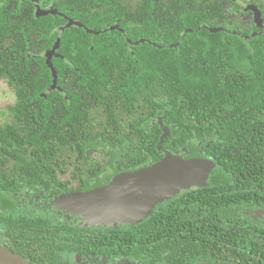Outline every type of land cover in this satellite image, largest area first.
Returning a JSON list of instances; mask_svg holds the SVG:
<instances>
[{
  "label": "trees",
  "instance_id": "obj_1",
  "mask_svg": "<svg viewBox=\"0 0 264 264\" xmlns=\"http://www.w3.org/2000/svg\"><path fill=\"white\" fill-rule=\"evenodd\" d=\"M202 1L211 6L220 2ZM202 1L50 0L66 16H38L32 3L24 16L20 12L4 17L0 10V83L13 93L8 107L14 116L0 127L1 153L13 163H29V175L49 188L50 179L61 183V177L56 176L61 168L39 164H95L98 160L91 159V151L100 148L110 149L114 156L123 155L125 162L155 164L166 151L182 155L191 150L183 156L213 161L209 186L214 185L211 181L221 182L217 202L225 215L239 210L235 205L238 199L241 206L264 209L262 187L240 182L264 179L260 139L251 138L250 133L251 128L264 124L259 118L264 116V49L257 45L262 65L258 60L250 64L241 38L228 37L226 41L225 32L209 29L217 27L210 19L211 7L205 9ZM69 18L84 26L61 29ZM116 25L120 28L104 32ZM59 38L60 47L51 59L57 84L72 91L78 108L47 90L55 78L47 52ZM85 97L90 100L89 112L83 111L87 110ZM160 121L170 129L161 148L164 131ZM208 134L211 137L207 138ZM201 140L206 147L204 155L198 146ZM7 145L9 149L4 151ZM42 170L48 179L39 173ZM227 181L242 188L229 191ZM94 187L85 185L83 191ZM199 194L202 199L207 195L204 189L184 192V197L172 201L173 206L156 211L136 226L147 228L150 223V229H155L169 222L177 229L187 230L191 224L190 229L195 228V218L182 207ZM211 210L207 206L203 212ZM202 220L204 233L197 234L196 241L186 235L192 246L200 244L204 249L214 243L221 256L228 247L240 263L264 264L260 233L246 229L236 233L238 224H234L232 232L213 234L215 225ZM255 222L245 217L242 224L252 231L257 228ZM78 232L88 233L90 243L100 241L101 233L95 230L79 227ZM134 233L133 242L142 241L148 232ZM114 237V231L102 233L104 242H114Z\"/></svg>",
  "mask_w": 264,
  "mask_h": 264
},
{
  "label": "flooded vegetation",
  "instance_id": "obj_2",
  "mask_svg": "<svg viewBox=\"0 0 264 264\" xmlns=\"http://www.w3.org/2000/svg\"><path fill=\"white\" fill-rule=\"evenodd\" d=\"M37 2L38 5L34 0H0V10L4 11V17H9L20 12L24 16L29 3H32L36 11L39 7L43 10L57 9L50 0H37ZM200 5L205 9L211 7L209 13L212 17L210 19L213 25L221 29V32H225L226 35L223 38L226 41H228V37L241 38L246 43L250 64H257L258 60V64L262 65L257 56L259 54L258 47L264 49V0H220L219 4L215 3L212 6L202 1ZM203 25V27H208L206 24ZM255 41L257 43L254 44ZM53 83L47 87L48 92H57L71 106L75 105L78 108L77 99L72 91L67 90L66 87H60L58 84L53 88ZM85 102L87 110L83 111L89 112L90 100L88 97H85ZM10 115V120L0 123V127H5L13 120L14 116L11 113ZM259 118L264 121V116H259ZM85 119L86 117H83V120ZM144 120V118L140 119L142 122ZM151 120V123L155 122L154 119ZM147 121L148 119L145 122ZM147 126L150 127L149 124ZM258 127L250 129V133L253 135L251 138L258 137L260 139V149L264 155V124ZM214 134H217V131ZM208 137L211 135L208 134ZM203 144L204 140L198 142L202 155L206 150ZM7 149H9L8 145L4 151ZM190 152L191 150L184 151L182 155H188ZM91 156V159H96L98 162L95 164L74 162L39 164L40 167L45 168H61L62 172L56 173V176L61 177V183L57 184L50 179L51 186L47 188L29 175V163H13L7 154L3 155L0 150V244L21 255L31 264H245L232 258L228 247L225 250L222 249L227 252L221 256L217 253L218 248L214 243L206 244L204 249L200 244L198 247L190 244L187 240L189 237L186 235L194 236L193 239L196 241V235L204 233L201 226V220L204 218L208 223L215 225L213 234L232 232L234 224H238L235 229L236 233H240L241 229H246L248 233H260L261 237L258 239L261 247L264 246V209L241 206L238 203L240 199H238L235 205L239 210L234 214L225 215L226 211L224 209L221 211L217 202L219 198L218 186L221 182L211 181L214 185L209 186L210 180L206 186L192 187L158 202L151 213L153 215L156 211L159 213L161 210L173 206L172 201L184 197L183 193L186 191L204 189L207 193L204 199L199 194L196 195L194 201L190 202L187 199V202H183L185 205L182 209L184 211L187 209L192 218H195L194 225H197L194 226L195 228L190 229L191 224L187 230L177 229L169 222L165 226L159 225L155 229H150V223L147 228L137 227L136 225L139 223H119L111 227L105 225L86 226L81 215L72 214L64 210L61 204L59 205L64 197L78 192H87L83 191L85 185H96L89 190L91 191L109 185L116 176L122 173H133L154 165L125 162L123 155L114 156L110 149H95L91 151ZM93 165H95L94 172L89 168ZM262 167H264V163ZM39 173L46 178L49 176L43 170ZM240 182L258 183L262 187L261 192L264 195V179L257 182L249 180ZM240 182L233 180L234 184ZM66 186L70 190L66 191ZM240 188L242 187L231 186L227 181L226 189L229 191L235 192ZM248 189L258 190L257 187ZM209 191L214 194H209ZM11 201L12 203H10ZM211 202L215 203L211 204ZM225 202L229 204L230 200ZM207 206H211L212 210L203 212ZM151 215L145 219L150 218ZM245 217L254 219L257 228L250 231L249 226L243 225ZM235 219H241V221ZM79 227L101 233L100 241L90 243L88 233L79 234ZM155 230L158 232L154 234ZM110 231L115 232L114 242H104L102 233ZM136 231L148 233L142 241L135 239L136 241L133 242V235ZM111 239L113 240V238ZM154 239H158V241L153 242Z\"/></svg>",
  "mask_w": 264,
  "mask_h": 264
},
{
  "label": "water",
  "instance_id": "obj_3",
  "mask_svg": "<svg viewBox=\"0 0 264 264\" xmlns=\"http://www.w3.org/2000/svg\"><path fill=\"white\" fill-rule=\"evenodd\" d=\"M34 2L38 5L37 0ZM51 13L66 16L57 9L43 10L40 7L37 9L38 16ZM73 25L84 26L82 23L69 18L68 23L61 29L65 30ZM116 28H120L119 25L105 29L104 32ZM209 29L212 32L221 30L219 28ZM88 31L93 32L90 29ZM98 33L95 32V34ZM60 43L61 39L59 38L53 48L47 52V62L55 76L53 88L57 85L58 76L51 59L56 55ZM160 124L163 126L162 121ZM163 131L159 148H161L165 137L169 135L170 129L168 126H163ZM213 169L214 163L211 160L198 157L187 159L183 155L166 151L165 157L150 168L133 173H122L107 186L64 197L59 205L61 204L64 210L72 214L81 215L85 225L89 227L95 225L111 227L119 223H140L151 215L158 202L164 201L177 192L208 185ZM0 264L31 263L0 244Z\"/></svg>",
  "mask_w": 264,
  "mask_h": 264
},
{
  "label": "rangeland",
  "instance_id": "obj_4",
  "mask_svg": "<svg viewBox=\"0 0 264 264\" xmlns=\"http://www.w3.org/2000/svg\"><path fill=\"white\" fill-rule=\"evenodd\" d=\"M13 93L3 83H0V123H6L10 120L8 103H12Z\"/></svg>",
  "mask_w": 264,
  "mask_h": 264
}]
</instances>
